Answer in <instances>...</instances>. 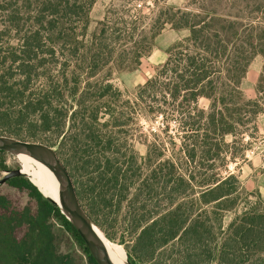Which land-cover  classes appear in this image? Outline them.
Masks as SVG:
<instances>
[{
    "label": "trees",
    "instance_id": "trees-1",
    "mask_svg": "<svg viewBox=\"0 0 264 264\" xmlns=\"http://www.w3.org/2000/svg\"><path fill=\"white\" fill-rule=\"evenodd\" d=\"M93 2L0 0V133L55 148L81 206L104 233L115 221L113 210L125 204L135 235L131 264H161L155 254L169 244L181 253L173 264H264V199L242 191L236 176H223L235 158L231 144L261 112L240 84L260 55L261 93L264 0L158 7L147 24L140 14L128 21L104 18L88 36ZM167 26L185 37L153 77L124 97L110 83L111 74L134 71ZM167 102L178 142L169 135L167 144L153 138L142 157L128 156L115 129L129 125L125 117H162ZM5 183L27 190L37 207L33 214L18 210L0 195V264H75L58 252L49 223L60 222L83 243L60 210L23 176ZM154 195L164 201L156 216L146 211ZM239 203L241 211L213 246V230L220 227L207 226L197 211L210 206L230 212ZM85 250L89 264H96Z\"/></svg>",
    "mask_w": 264,
    "mask_h": 264
},
{
    "label": "rangeland",
    "instance_id": "rangeland-1",
    "mask_svg": "<svg viewBox=\"0 0 264 264\" xmlns=\"http://www.w3.org/2000/svg\"><path fill=\"white\" fill-rule=\"evenodd\" d=\"M191 2L196 3L191 5ZM201 2L202 0H165L164 2L154 4V0H94L88 15L89 24L87 35L89 36L93 33L98 22L103 21L104 18L112 21L118 19L128 21L133 19L137 14H140L141 20L147 24L149 17L153 16L158 7L185 8L190 5V8L197 9ZM203 2L207 4L209 1ZM185 35V31L179 32L172 30L168 26L165 27L160 35L155 38L151 54L142 59L139 66L132 72H113L110 77V83L124 97L131 98L138 86H141L145 81L155 75L156 69L166 61L169 50L177 42L182 40ZM262 65V57L260 55L254 56L240 84V89L246 99L252 100L256 98L258 100L257 102L261 108V112L255 117L254 122L246 127L247 131L242 135H237L234 139L235 142L231 144L230 152L235 154V158L232 162H228L226 166L227 171L223 172V176L226 173L236 176L240 182L242 191L257 193L264 199V161L262 159L264 151L261 152V149H254L257 147L258 141L264 132V83L260 89L261 93L257 94V82L262 72ZM167 104L168 107H161L164 112L162 117L157 114H147L144 117L139 115L135 119L133 117H130V119L129 117H125L127 121L129 120V125L115 129L116 138L121 140L123 144L122 151L128 156L130 154H136L142 157L146 152V145L152 142L153 138L158 140V142L161 141L167 144L169 142V135L175 143L178 142V128L173 123L174 112L169 102ZM198 105L207 108L209 103L205 100H200ZM165 130L167 135L164 132ZM0 135L5 134L0 133ZM225 141L230 144L232 143V138L228 136L225 138ZM250 152H253V155H250ZM18 168L11 154L0 152V179L4 177L7 171ZM67 171L69 172L68 169ZM71 179L74 184V178L71 177ZM259 185L262 186L261 192L258 191ZM119 190H121L120 187L117 189L120 194ZM0 195H3L10 201L15 209L23 210L26 208L32 214L35 212L37 207L36 202L29 196L27 190L16 189L8 183H5L0 185ZM163 202L161 196L154 195L153 200L151 199L148 203L146 211L149 215L155 214L154 216L162 213ZM241 206L242 203H239L230 212L220 210L214 212L210 206L202 207L201 210L197 211V213L202 215V220L205 221L207 226L211 225L213 226L212 228L220 227V232L213 230L215 233V241L212 243L213 246L220 242L222 234L226 232L232 219L241 211ZM125 209V204L120 205L118 210L114 209L112 219L114 218L115 221L109 220L108 222L110 223L104 226L106 233L101 232L109 242L122 248L128 261V256L131 255L133 258L134 255L133 244L135 235L130 232V227H127ZM216 213L218 216L221 215L217 221L214 220V214ZM154 216L151 218H154ZM49 223L52 225L53 232L56 234L58 252L62 255H68L75 264H89V258L84 244L71 231L62 226L60 222L49 219ZM24 232L25 229H21L18 232V236H22ZM209 241L211 240L209 239ZM179 256H181V253L178 254L177 247L172 244H169L163 249H159L155 254L157 261L161 262V264H173L174 260H178Z\"/></svg>",
    "mask_w": 264,
    "mask_h": 264
},
{
    "label": "water",
    "instance_id": "water-1",
    "mask_svg": "<svg viewBox=\"0 0 264 264\" xmlns=\"http://www.w3.org/2000/svg\"><path fill=\"white\" fill-rule=\"evenodd\" d=\"M0 151L11 155L22 153L33 157L55 174L58 182V194L62 205L57 204L50 198L45 199L51 204H54L60 210V213L68 220L83 241L96 264H112L107 252L97 238L95 229L101 234L102 232L81 206L71 176L59 159L55 148L41 142L21 140L11 136L0 135ZM20 176L26 178V176L21 173L20 168L7 171L4 177L0 179V185L9 179ZM34 187L40 193L39 188L36 186ZM125 263L131 264L127 260Z\"/></svg>",
    "mask_w": 264,
    "mask_h": 264
},
{
    "label": "bare ground",
    "instance_id": "bare-ground-1",
    "mask_svg": "<svg viewBox=\"0 0 264 264\" xmlns=\"http://www.w3.org/2000/svg\"><path fill=\"white\" fill-rule=\"evenodd\" d=\"M12 158L20 168L21 173L26 176L32 185L39 188V191L44 198H50L57 204L62 205L58 194L57 178L51 170L33 157L22 153L12 154ZM95 233L100 244L107 252L112 264H126V257L122 248L112 242H109L96 229Z\"/></svg>",
    "mask_w": 264,
    "mask_h": 264
},
{
    "label": "built area",
    "instance_id": "built-area-1",
    "mask_svg": "<svg viewBox=\"0 0 264 264\" xmlns=\"http://www.w3.org/2000/svg\"><path fill=\"white\" fill-rule=\"evenodd\" d=\"M255 150H259V149H261V152H263L264 151V132L262 133V135H261V137H260V139H259V141H258V145H257V147L256 148H254ZM250 155H253V152H250ZM263 161H264V156H263Z\"/></svg>",
    "mask_w": 264,
    "mask_h": 264
},
{
    "label": "crops",
    "instance_id": "crops-1",
    "mask_svg": "<svg viewBox=\"0 0 264 264\" xmlns=\"http://www.w3.org/2000/svg\"><path fill=\"white\" fill-rule=\"evenodd\" d=\"M255 179V178H254ZM257 180V179H256ZM254 183V182H253ZM254 188V187H253ZM261 189H262V186L261 185H259V187H258V191L259 192H261Z\"/></svg>",
    "mask_w": 264,
    "mask_h": 264
}]
</instances>
